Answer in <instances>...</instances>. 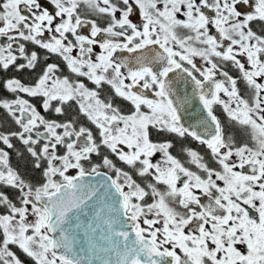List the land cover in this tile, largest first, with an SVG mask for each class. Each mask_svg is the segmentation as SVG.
Masks as SVG:
<instances>
[{"label": "snow or ice", "instance_id": "obj_1", "mask_svg": "<svg viewBox=\"0 0 264 264\" xmlns=\"http://www.w3.org/2000/svg\"><path fill=\"white\" fill-rule=\"evenodd\" d=\"M0 264H264V0H0Z\"/></svg>", "mask_w": 264, "mask_h": 264}, {"label": "flooded vegetation", "instance_id": "obj_2", "mask_svg": "<svg viewBox=\"0 0 264 264\" xmlns=\"http://www.w3.org/2000/svg\"><path fill=\"white\" fill-rule=\"evenodd\" d=\"M45 2H47V0H45ZM213 31H214V30H213ZM84 34H86V33H84ZM118 55H120V54H118ZM53 59H55V58H53ZM56 62H59V61H56ZM197 62L200 63L199 60H198ZM61 69H62V72H61L62 75H72L71 73L68 72L67 68H66L62 63H61ZM233 71H234V70H233ZM24 79L27 80L28 77L25 76ZM189 91H190V89H189ZM193 104L196 105V111H199L198 101H193ZM192 106H193L192 104L188 105L189 111H191ZM217 111H218V114H220V113L222 112V110L219 109V108L217 109ZM42 114H44V113H42ZM45 115H47V114H45ZM153 138L156 139L155 136H154ZM189 145H190L191 147H193V148H197L198 150H200V151L202 152V154H205V155H206V149L200 148V146L197 145L195 142H192V141H190V140H189V141H186V142H185V146H189ZM175 153H176V154H179V153H180V146H179V143H177V146H176V149H175Z\"/></svg>", "mask_w": 264, "mask_h": 264}, {"label": "water", "instance_id": "obj_3", "mask_svg": "<svg viewBox=\"0 0 264 264\" xmlns=\"http://www.w3.org/2000/svg\"><path fill=\"white\" fill-rule=\"evenodd\" d=\"M96 179H99V178H96Z\"/></svg>", "mask_w": 264, "mask_h": 264}]
</instances>
